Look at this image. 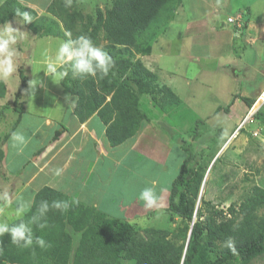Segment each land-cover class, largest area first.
I'll return each instance as SVG.
<instances>
[{
  "label": "rangeland",
  "instance_id": "obj_1",
  "mask_svg": "<svg viewBox=\"0 0 264 264\" xmlns=\"http://www.w3.org/2000/svg\"><path fill=\"white\" fill-rule=\"evenodd\" d=\"M39 2L45 4L46 0H39ZM213 2L217 5H222V3H218L219 0H213L212 3ZM111 3L112 0H78V8L85 15L95 16L98 9L105 11ZM238 3L245 9L250 8L254 16L264 19V0H234V5ZM40 8L43 10V7ZM225 12L228 11L225 10ZM48 15L51 14L46 10L44 17H47ZM37 16L41 17L38 15V12ZM51 17L49 16L48 18L53 19V17ZM8 23H12L14 28H20L21 31L27 33L26 38L19 41L16 45L21 53V57L17 61V71L9 80H0L4 81L6 84V93L3 97H0V153L3 151V159L0 160V192L8 190L12 197V204L3 214H0V221H6L9 224H12L25 217L33 206V203L30 201V194H35V191L32 188L37 189L41 187L40 182L42 181L43 183L44 181L42 178H53V180H58L62 177L67 182L68 186H72L73 182L71 181L70 176H72L76 170H78L80 176L88 177L84 176L83 171L80 169L82 167L88 169V161H83L82 164V161L79 160V162L76 161L69 167V163L72 161L71 157L75 153L69 151L66 143L57 146V144L54 143L56 140L52 139L53 143L51 142L50 144L54 147L51 148L55 150V153L49 155V158L45 163L46 165L40 169V172H46L48 167H50L49 165L54 164L53 166L55 169L53 174H50V177H48V175L41 176L38 178L39 180L34 182L30 187L24 188V183L28 180V177L30 175H33L34 177L32 161L35 158L33 152L37 145H39L42 140V142H44L43 144L48 143L55 131L62 130V128L71 131V125H75L72 112L74 108L73 104H76V97L63 91L62 81L55 82L52 78L45 79L44 72L42 71L44 66L36 65V63L33 65L26 64L28 58L31 57L37 61H39L38 59L40 58L43 59L45 57V51H47L48 54L50 53V56H54L56 49L59 46V42L63 39L55 38L48 43L44 39L34 38L33 31H31L26 25H20L19 19L16 18ZM161 27L162 25H160V28ZM166 27L167 24L162 27L163 31L156 37L150 54H137L135 56L136 60H141L148 69L157 74L160 85L170 87L168 85V79H165L166 84H164V77L162 79L160 78V71L163 72V76L165 70L168 72V76L171 74L172 81H170L177 86V89H180V92L176 89L173 90L171 87L170 88L177 94L181 93L178 94L181 100V104H179L180 110H176V108L174 109L175 111H172L173 113L170 114H163L158 105L155 103L153 104L151 99L152 96L150 94H143L140 97V101L144 106L142 109L149 112L150 120L148 123L155 121L153 124L155 123L154 125H156L157 123V125H159L158 119L162 118L163 128L166 127L165 132H173L172 135L175 140L172 144L174 150L173 152H170L171 158L168 161H164L162 165H160L156 162L152 164L146 160L148 165L152 164L147 172L148 179L150 177L159 180L157 183L158 193L159 189H164L160 194L161 204L163 206L160 208L145 209L140 217H134L131 222L129 221L126 224L132 227L136 236L144 240L149 239L147 231L155 229L159 231H169L171 234L167 239L173 243L182 245L188 240H185L180 232L186 224L179 216L170 211L169 198L172 182L179 175L181 165L185 156H187V152L183 148L190 149L194 154L195 160L199 161L200 165L206 170L204 179L207 181L201 201H209L210 204L213 203L220 209L223 208L225 210L231 205L238 204L245 194L247 195L252 192L255 185H261L264 187V104L260 106V108L262 107L261 110H259L260 108L257 109L259 105H255L256 109L254 113L251 112L250 107H242L240 104L241 101H239V104L237 103L236 106L234 105L235 108L233 107L232 109L231 107L233 106V101L235 99L232 97L233 92L238 91L239 89L245 92V87L254 90L258 87L254 83L256 80L250 78L247 82L245 81L242 84L241 79L238 80L234 78V82L231 80L232 73L221 68L219 64H214L215 66L213 67V70H210V66L208 68L205 66L207 65V62L204 66V62H192L188 59L189 56L186 55L185 50H179L181 46L186 49L191 47V49L196 50L199 55L206 54L207 56L211 50V44H208L211 38L209 30L207 29V24L202 21L201 18L197 23L193 21L188 22V26L184 29V34H186V36L191 34L192 38H186L182 41L180 39L174 40L173 31H169V34L172 37L170 47L165 49L164 54L162 55L163 59L159 63L160 58L155 55L156 53L157 55H160L161 49L158 47L160 40L157 44L156 41L160 38V35L164 33ZM261 30L264 32V28L262 29L261 27ZM44 31L45 29L41 31V34L46 35ZM33 38L36 41H34ZM164 44L165 43H161L160 45ZM234 54L239 55L235 52ZM203 59V61H206L205 58ZM159 64L165 70H157V65L159 67ZM262 66L263 64H261V67ZM243 69L244 68H242V70ZM239 71L241 70L239 69ZM21 73L27 78L28 82L35 79L41 83L45 80L49 87L51 86L55 91L53 92L50 89L47 92L41 91L42 88H46L44 83H42V87H39L38 83L35 90L30 93H26L28 87L23 91V97L19 102L20 106H24V113L21 115V117L23 116V122L16 130H22L26 138L31 141L35 138L36 133L40 131L39 141L37 143L36 141L28 143L21 153L8 151L7 155H10V157H6L7 141H5V138L12 133V129L20 117V111L15 108L14 102L15 94L21 85ZM189 74L192 77L195 74L199 75V81H193L191 84H186L185 80L188 79L189 81H192ZM175 76H177L176 79ZM157 97H163V95H158ZM261 101L264 102V95L261 98ZM225 107H230L231 109L229 108L230 110L227 112L224 109ZM218 108H222V110L217 112ZM255 113H260L261 117L254 116ZM199 115L203 116L204 120L201 118L199 120ZM45 119H47L48 123L52 124L51 127L46 126ZM95 121H99V119L96 118ZM196 123H198L199 128L194 132ZM93 125L95 126V123ZM238 127H241V129L237 133ZM143 129L144 128L140 130L137 136L143 131ZM218 135L220 137H216ZM221 135L223 136L221 137ZM213 138H215L214 143L212 141ZM87 140L88 139H86V144L81 153V159L83 157H94L92 143ZM180 142H183L182 145ZM160 146L161 147L157 149L156 152L164 154L165 151L163 150L162 144H160ZM142 150H144V148H142ZM144 152L146 153V150ZM141 155V153L137 155L139 161L135 162V170H141V167L145 164V157H142ZM214 163H216L215 167H213ZM56 164H63L60 167L63 172L66 171L68 167L70 171L65 172L62 176H57L55 174V171L57 170ZM24 167L27 168V170H25ZM104 167L98 163L97 168H94L95 175H100V180L98 181L102 189L98 193L100 203L113 202L107 201L111 195V186L115 184L118 185L120 181H126L130 175L138 176L141 174L140 171L132 172L133 170L130 167L120 165L118 166V169H115L114 174L111 175L110 171H107V168ZM37 174L38 173L36 172L35 176H37ZM48 185L51 186L50 180L48 181ZM200 192L201 189L199 191L197 203L199 201ZM79 195H81V193ZM190 196L193 199H197V195L195 196L194 192H192ZM72 199L77 203L79 202V204L85 205L88 209L93 210L94 217L89 225H93V223L99 221L100 218L98 219L97 216L98 213H100V209L98 207H95L91 203H82L76 198ZM201 201L199 207L202 205ZM19 202H28L31 204V207L23 214V216L16 217L13 212ZM116 202L118 203V200H116ZM142 207L143 205L139 206L137 210H140ZM132 210L135 209L132 208ZM82 211L85 210H81L79 206L74 208L73 203L70 201L65 215H60L59 213L51 215L54 218V224L51 223V225H48L50 228L46 226L41 229L38 224L35 225L38 228L37 231H39V237H42L49 245L51 244V246L58 243L67 244V246H70L71 248L70 255L71 258H73L74 253H76V247L80 246L82 238V231H78L76 226L87 227V225H83L87 222ZM116 216L119 220L123 217V215ZM124 216L127 218L126 215ZM76 220L79 221L78 224H74L76 223ZM48 221L49 219L44 217L40 222L46 223L47 225L49 223ZM56 224L58 227H56ZM65 234H68L69 236H65ZM104 236V239H107L110 235L105 234ZM116 245L117 247H115L114 255L97 256L94 258L93 262L95 264H134L133 261L123 258V252L120 251L119 245ZM203 254L205 255L204 259L206 260H209L213 256L210 248H206ZM49 260L50 257H47L45 262L49 263ZM253 264H264V257L254 261Z\"/></svg>",
  "mask_w": 264,
  "mask_h": 264
},
{
  "label": "trees",
  "instance_id": "obj_2",
  "mask_svg": "<svg viewBox=\"0 0 264 264\" xmlns=\"http://www.w3.org/2000/svg\"><path fill=\"white\" fill-rule=\"evenodd\" d=\"M181 1L112 0L105 11L98 9L96 15L92 16L85 15L79 10L78 0H72L71 7H65V0H52L47 11L53 19H49L38 17L36 10L23 5L19 0H8L0 6V25L19 19L16 16L17 10L28 12L33 16L34 21L26 26L34 33L39 34L45 29L46 35L62 39H66V32L72 33L73 37L87 35L94 44L103 47L112 56L115 64L107 76L101 77L98 74L95 77L73 78L69 72V75L62 80V87L65 93L76 97L74 114L79 121L85 123L92 116L98 115L107 127L106 134L111 146L118 147L136 137L150 120L149 112L142 109L144 106L140 97L143 94H150L153 104H157L163 114H170L175 111L174 109L180 108L179 95L170 87L160 85L157 74L148 69L141 60H136L135 56L151 53L156 37L163 31L162 27L173 19ZM27 86V78L21 73V85L15 94L14 102L15 108L20 111V117L13 131H16L22 121L24 106H20L19 102ZM5 93L6 84L0 81V97ZM158 95L163 97H157ZM241 99L252 108L258 97ZM229 108L224 109L228 112ZM221 110L222 108H218L217 112ZM254 116L261 117L260 113H255ZM198 118L200 120L201 117ZM198 128L199 125L196 123L194 132ZM163 129L165 130L166 127ZM63 130L65 131L66 128ZM62 134V130H57L53 140H58ZM170 134L174 140L173 132ZM10 136L11 133L5 141ZM215 138L212 139L213 143ZM183 149L187 152V156L181 165L179 175L172 182L169 209L185 222L186 225L180 232L185 240L188 239L186 243L182 245L173 243L167 239L171 234L169 231L155 229L148 230L149 239L144 240L135 235L127 222L112 219L101 210L97 216L98 219L100 218L99 221L89 225L94 217L92 209L73 201L62 191L44 187L36 194L33 206L25 217L12 224L21 220L27 223L36 214L42 201H47L50 206L45 216L49 219L47 226L54 224L51 215L54 213L65 215L67 210L52 208V202L67 201L69 204L71 201L74 208L79 206L81 210H85L82 212L87 223L83 225L87 227L73 225L78 231H82L80 246L76 247V253L71 258V248L67 244L58 243L51 246L46 242L48 246L41 248L34 241L31 247L25 248L13 244L10 236L4 234L0 236V264H95L93 260L97 256L114 255L116 244L123 252V258L133 261L134 264H253L254 261L264 257V187L255 185L251 193L245 194L238 204L231 205L226 210L202 200V205L196 214L199 191L206 170L199 161L195 160L190 149ZM40 152L42 151H38L36 155ZM1 159H3V151L0 153ZM122 163L125 164L124 161ZM192 192L197 195V199L190 196ZM195 214L196 222H194ZM78 222L76 220L74 224ZM35 225L30 226L34 237H39ZM191 227L192 234L189 238ZM105 234L110 236L104 239ZM65 236L69 235L65 234ZM229 237L236 243V255L222 247ZM206 248H210L213 253L209 260L204 259L203 252ZM47 257H50L49 263L45 262Z\"/></svg>",
  "mask_w": 264,
  "mask_h": 264
},
{
  "label": "crops",
  "instance_id": "obj_3",
  "mask_svg": "<svg viewBox=\"0 0 264 264\" xmlns=\"http://www.w3.org/2000/svg\"><path fill=\"white\" fill-rule=\"evenodd\" d=\"M6 1L8 0H0V6H2ZM19 1L23 5L36 10V12H38V15L43 17L48 6L52 2V0H46V3L44 4L39 2V0H30V1L19 0ZM212 1L213 0H182L178 8L176 9L173 19L170 21V23L167 24L166 30L164 31V33L160 35V38L156 41V44L159 40H160V44L161 43H165V44L164 45L159 44L160 46L158 45V47L161 49L160 55H157L156 53L155 56L160 58L159 59V63H160L161 60L163 59L162 55L164 54L165 49L167 47H170V42L172 37L170 36L169 31H173L174 40L180 39L182 41L186 38H192L191 34L188 36L184 34V29L185 27L188 26V22L193 21L197 23L201 18V20L207 24V29L209 30L210 38H211L208 43L209 45L211 44L210 45L211 50L209 51L207 56L206 54L199 55L197 51L191 49V47H188V49H186L181 46L179 50L180 51L185 50L186 55L189 56L188 59L192 62H198V63L204 62L203 66L207 62V65L205 66L206 68L210 66L209 67L210 70H213V67L216 64H219L221 68L226 69L227 72L230 71L232 73L231 74L232 78L229 76L228 77L231 78V80H233L234 82H235L234 78L238 80L241 79L242 84L245 81L247 82L250 78L256 80L254 83L258 86L257 88L252 90L245 87V92L239 89L238 91L233 92L232 97H241V98L259 97L264 92V32H262L261 30V27L262 29L264 28V19H262L261 17L254 16L250 8L245 9L239 3L234 5V0H219L218 3H222V5H217L214 2L212 3ZM247 1H253V0H247ZM40 7H43V10ZM224 9L228 12H225ZM227 9H229L230 11ZM222 10L224 11L221 12ZM49 16L51 17V15H48L47 17ZM230 17L235 18L234 23L228 21ZM33 35L34 38L44 39L48 43H50L52 39L60 38L52 35H43L41 33L36 35L34 32ZM234 52L238 53L239 55H235ZM48 55L50 56V53ZM45 58L46 57H44L43 59L40 58L38 59L39 61H37L31 57L28 58L26 64L33 65L34 63H36V65L44 66L43 63ZM203 58H205L206 61H203L204 60ZM261 64H263L262 67ZM242 68L244 69L242 70ZM239 69L241 71H239ZM157 70L163 71L165 69L161 67L159 64V67L157 65ZM167 73L168 72L165 70L163 76L162 75L163 72L160 71L159 73L160 78L162 79L164 77L163 78L164 81L165 79L166 80L168 79L169 80L168 85L173 90L176 89L177 91L180 92V89H177L176 88L177 86L171 82L172 75L170 74L168 76ZM225 75L227 76L226 73ZM190 77L192 81H189L188 79L187 80L184 79L186 84H191L193 81L198 82L200 76L195 74L193 77L192 76ZM44 78L48 79L51 77L44 74ZM176 78L177 76H175V79ZM42 83L46 85V88L45 89L42 88L41 91L47 92L49 89L52 90L53 92L55 91L51 86L49 87V85L46 83L45 80L39 83V87L43 86ZM164 84H166V81ZM241 98L235 99L233 106L231 107L232 109L233 107L235 108L236 104L239 101H241L240 104L242 105V107L246 106V108H248V105ZM73 105L74 108L72 114L74 116L73 120H75L74 122L75 125L73 124L71 125V129H72L71 131L67 129L64 131L62 128L63 134L59 137L58 140H56V142L54 141V143L57 144V146L59 144L66 143V146L69 149V151L75 153L73 156L70 153V155L72 156L71 157L72 161L71 163H69V167L76 161L79 162V160L82 161V164L83 161L84 162L88 161V169L84 167L80 168L83 171V175L88 177L80 176L78 170H76L74 174H72L73 173L72 171L71 173L72 176H70V179L73 182L72 186H68L67 182L62 177L61 179L58 180H53V178L51 179L42 178L44 179V181L42 183V181L40 180L41 187L37 189L36 188L35 189L32 188V189L35 191L36 194L39 192V190H41L44 187H52L54 189L62 191L63 193L67 194L69 197L79 199L82 203L93 204L95 207H98L103 213H105L110 218L118 219L116 218L117 217L116 215H123L121 220L126 222L129 221L131 222L133 220L132 218L137 216L140 217V215L145 211L143 202L138 199L139 191L143 187L149 186L151 181L155 180L157 183L159 181L158 179H154L150 177L148 179L147 172L154 162L162 165L164 161L166 162L171 158L170 152L171 151L173 152L174 150V147L172 145L174 142L173 137L169 132H165L162 125L163 123L162 118H160L158 119L159 125H157V123L156 125H154L155 123L153 124V122L155 121L148 123V125L146 124L143 131L138 136L130 140H127L124 144L118 147H112L106 134L107 127L98 117V115H94L85 123H81L74 114V109L76 104L74 103ZM211 116H207V117H211ZM199 117L203 118V116L200 115ZM96 118H98L99 121H95ZM47 119H45L46 126L51 127L52 124L48 123ZM22 122H23V116L19 126L21 125ZM94 123L95 126L93 125ZM39 132L40 131L36 133V136L32 141L27 139L28 143H32L34 141H36L37 143L39 141ZM54 134H52V138L48 143L43 144L44 142H42L43 141L42 140L41 141L42 143L40 142L39 145H37V147L35 148V151L33 152L35 158L32 161L33 162L32 170H34L33 171L34 177L33 175H30L28 177V180L24 183L25 185L24 188L30 187L34 182L38 181L39 180L38 178L41 176L48 175V177H50V174H53V171L55 169L53 166L54 164L49 165L50 167H48L46 172L41 173L40 169L46 165L45 163L47 162L49 155L55 153L54 152L55 150L52 149L54 147H52V144H50L52 142ZM86 139H88L87 141L92 143V148L94 150V155H93L94 157H86V158L83 157L81 159V153L86 144L85 142ZM180 143L182 145L183 142ZM160 144H162L163 150L165 151L164 154L160 152H156L157 149L161 147ZM142 148H144V150H142ZM6 150H7L6 157H10V155H7L8 151H15V153H17L16 150H14L11 147L10 138H8L6 142ZM40 150L42 152L36 155V153H38V151ZM145 150L146 153L144 152ZM139 153L142 154L141 155L142 157H145V164L141 167V170L140 169L135 170V162L139 161L137 159V155H139ZM146 160L151 162L152 164L149 163L151 165H148V162ZM122 161H124L125 164H123ZM98 163L103 165V167L105 166L104 168H107V171H110L111 175L114 174L115 169H118V166L120 165L122 166L125 165V167H130L133 170L132 172L140 171L141 174L138 176L130 175L126 179V181H122L123 183L120 181L118 185L115 184L111 186L112 187L111 195L107 201H113V202L100 203L98 196L99 191L102 190L98 182L100 180V175L99 174L95 175V171H94V168H97ZM62 165L63 164L60 165L56 164L57 169H60ZM69 167L66 171L61 172V176L65 172L70 171ZM25 170H27V168H25ZM36 172L38 173L37 176H35ZM49 180L51 181V186L48 185ZM80 193L81 195H79ZM35 194H30L31 203L34 202L36 196ZM158 194L159 195L161 194L160 189ZM116 200H118V203L116 202ZM141 205H143V207L140 210H137V208ZM132 208H134L135 210H132ZM124 215H126L127 218Z\"/></svg>",
  "mask_w": 264,
  "mask_h": 264
},
{
  "label": "clouds",
  "instance_id": "obj_4",
  "mask_svg": "<svg viewBox=\"0 0 264 264\" xmlns=\"http://www.w3.org/2000/svg\"><path fill=\"white\" fill-rule=\"evenodd\" d=\"M71 6L72 0H65V7ZM16 16L19 17L20 25H26L34 21L33 16L28 12L17 10ZM26 36V32L21 31L20 28H14L12 23L0 25V80H9L17 71V61L20 59L21 53L16 45L19 41L25 39ZM65 36L66 39L59 42L54 56H49L47 51H45L44 56L46 58L42 70L45 75L50 76L53 81L59 82L67 77L69 72H71L73 78H83L86 76L95 77L98 74L104 77L110 73L114 67L115 61L103 47L94 44L93 40L87 35L82 34L73 37L72 33L66 32ZM38 83H40V81L35 79L30 80L26 93L34 91ZM263 95L264 92L258 97L251 108V112H255V105H259L257 108L259 109L260 106L264 104V102L261 101ZM240 129L241 127H238L237 133ZM10 144L17 153H21L27 146L28 140L24 132L18 129L11 133ZM61 172L62 170L57 169L55 174L59 176ZM160 191H164V189H160ZM138 199L143 202L145 209L160 208L163 206L155 180L151 181L149 186H145L139 191ZM11 204L12 197L9 191L4 190L0 192V214H3ZM30 207L31 204L28 202H19L13 214L16 217H21ZM49 207L47 201H42L36 214H34L27 223L21 220L19 223L10 225L6 221H0V236L8 234L13 244L25 248L31 247L34 241L39 247L45 248L48 246L46 241L42 237H34L30 225L38 224L39 228H45L47 226L46 223H41L40 221L48 213ZM51 207L58 210H67L69 204L67 201H54ZM222 247L228 249L233 255L237 254L236 243L231 237L224 241Z\"/></svg>",
  "mask_w": 264,
  "mask_h": 264
},
{
  "label": "water",
  "instance_id": "obj_5",
  "mask_svg": "<svg viewBox=\"0 0 264 264\" xmlns=\"http://www.w3.org/2000/svg\"><path fill=\"white\" fill-rule=\"evenodd\" d=\"M206 181L207 180L204 179V182L202 184V188H201V192H200V197H199V201H198V205H197V209H196V214H197V211L199 209V203H200V201L202 199V196H203V192H204V188H205V185H206ZM196 214H195V217H194V222H196V220H197ZM191 234H192V227H191V230H190V233H189V238L191 237Z\"/></svg>",
  "mask_w": 264,
  "mask_h": 264
},
{
  "label": "built area",
  "instance_id": "obj_6",
  "mask_svg": "<svg viewBox=\"0 0 264 264\" xmlns=\"http://www.w3.org/2000/svg\"><path fill=\"white\" fill-rule=\"evenodd\" d=\"M228 21L231 22V23H234V22H235V18L230 17V18L228 19Z\"/></svg>",
  "mask_w": 264,
  "mask_h": 264
}]
</instances>
